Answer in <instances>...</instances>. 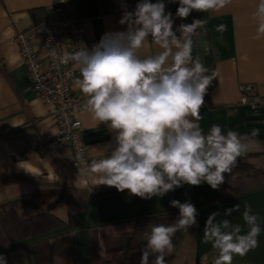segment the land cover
Listing matches in <instances>:
<instances>
[{"label": "crops", "instance_id": "obj_1", "mask_svg": "<svg viewBox=\"0 0 264 264\" xmlns=\"http://www.w3.org/2000/svg\"><path fill=\"white\" fill-rule=\"evenodd\" d=\"M71 6L55 21L79 22L88 42H99L104 33L125 31L119 24L124 6L135 8L138 0H68ZM156 2V0H152ZM166 12L174 18V30L180 18L178 3L164 0ZM258 0H232L218 11L198 12L206 24L194 37L197 58L218 72L205 95L197 122L205 134L212 125L223 132L242 136L253 129L254 138L245 156L239 158L218 190L207 183L184 185L162 198L141 199L114 187L94 186L92 178L72 166V151L65 147L49 153L45 145L55 136L56 122L49 107L34 94L26 69L14 42L20 31L34 35L36 50L42 53L39 29L45 20L49 0H0V253L8 264H139L144 233L149 224H171L178 209L172 199L191 201L197 208L198 225L179 231L174 237L175 251L167 264H214L218 252L204 242V226L212 212L217 221L228 219L248 231L242 215L245 204L259 217L261 233L258 246L246 255H234L232 264H264V112L241 104L240 85L250 84L264 96V37L256 39V21L252 14ZM224 24L226 30L217 31ZM179 35V33H177ZM198 40L207 46L202 50ZM161 51L151 38L140 50L141 56ZM72 91L84 96L75 80ZM210 74V73H209ZM82 124L84 142L90 160L108 155L102 148L115 145V132L106 125L95 127L88 113L77 117ZM238 204L230 216L226 208ZM154 257H150V260Z\"/></svg>", "mask_w": 264, "mask_h": 264}, {"label": "clouds", "instance_id": "obj_2", "mask_svg": "<svg viewBox=\"0 0 264 264\" xmlns=\"http://www.w3.org/2000/svg\"><path fill=\"white\" fill-rule=\"evenodd\" d=\"M169 2L178 3L175 16L186 19L193 11H218L232 0ZM252 19L257 24L255 38L264 37V0H258ZM174 23L164 0H138L133 10L124 6L119 24L127 25L125 31L106 32L91 48L83 43L62 57L63 63L74 61L79 69L75 84L87 98L83 111L91 115L95 127L104 124L115 132V145L102 148L108 153L104 158L86 163L82 154L77 157L94 186L114 187L141 199L162 198L184 185L207 183L218 190L225 174L255 143L251 138L260 134L259 129L250 136L224 133L215 124L203 132L197 123L200 109L218 72H210L193 56L192 37L206 21L194 19L175 30ZM225 30L224 24L217 26V31ZM149 38L161 51L141 56ZM169 203L178 209V216L171 224L148 225L139 264H167L166 257L175 251L176 233L198 225L199 212L191 201ZM239 208L236 204L223 214L230 216ZM219 215L216 211L208 216L204 242H211L218 252L214 264H232L234 255L244 256L258 246L259 217L245 204L242 218L248 231L242 234L241 225L217 221ZM0 264H8L2 253Z\"/></svg>", "mask_w": 264, "mask_h": 264}, {"label": "built area", "instance_id": "obj_3", "mask_svg": "<svg viewBox=\"0 0 264 264\" xmlns=\"http://www.w3.org/2000/svg\"><path fill=\"white\" fill-rule=\"evenodd\" d=\"M49 1L45 20L38 27L42 53L36 50L35 38L30 31L18 32L14 42L18 47V55L26 69L34 94L52 108L57 131L51 142L44 146L46 151L55 153L69 147L72 151L73 168L83 172L85 164L77 157L82 154L84 161L90 163V150L84 142L82 124L77 117L85 113L83 105L87 98L73 93L75 62L69 60L63 63L62 57L65 53L79 50L83 43L91 48L98 42L85 40V30L79 22L69 20L57 22L53 19V16L71 6L70 1ZM239 90L242 93L241 104L252 110L262 109L264 112V96L256 93L254 86L240 85Z\"/></svg>", "mask_w": 264, "mask_h": 264}, {"label": "water", "instance_id": "obj_4", "mask_svg": "<svg viewBox=\"0 0 264 264\" xmlns=\"http://www.w3.org/2000/svg\"><path fill=\"white\" fill-rule=\"evenodd\" d=\"M197 14L198 11H193L190 16L186 19H179V21L177 22V26L181 23H191L194 19H197ZM198 33V30L196 32V34ZM196 34L192 37V40H194V37L196 36ZM200 44V47L202 50H205V46H207V44L203 41V40H198L197 41ZM193 47H194V41H193ZM193 56L196 57V52L195 49L193 48Z\"/></svg>", "mask_w": 264, "mask_h": 264}, {"label": "trees", "instance_id": "obj_5", "mask_svg": "<svg viewBox=\"0 0 264 264\" xmlns=\"http://www.w3.org/2000/svg\"><path fill=\"white\" fill-rule=\"evenodd\" d=\"M128 251H129V250L126 249L125 252H124V253L122 254V256L120 257V258H121V262H120V263L124 264L123 262L126 261V259H127ZM71 264H76V262H73V263H71Z\"/></svg>", "mask_w": 264, "mask_h": 264}]
</instances>
